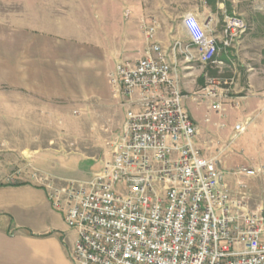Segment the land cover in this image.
<instances>
[{"label":"built area","instance_id":"1","mask_svg":"<svg viewBox=\"0 0 264 264\" xmlns=\"http://www.w3.org/2000/svg\"><path fill=\"white\" fill-rule=\"evenodd\" d=\"M181 24L183 49L201 64L216 63L220 46L227 49L247 29L225 14L218 41L192 13ZM153 31L146 27L142 56L118 60L108 75L129 106L110 157L88 179L45 184L51 206L77 232L70 257L75 264H264V204L251 208L249 186L231 188L218 156L206 157L196 144L186 96L166 51L149 41ZM218 83L210 79L203 96L216 95L209 86ZM246 127L236 123L231 139ZM229 173L264 177V164Z\"/></svg>","mask_w":264,"mask_h":264},{"label":"crops","instance_id":"2","mask_svg":"<svg viewBox=\"0 0 264 264\" xmlns=\"http://www.w3.org/2000/svg\"><path fill=\"white\" fill-rule=\"evenodd\" d=\"M117 4L116 15L121 26L117 28L119 42L115 53L126 56L129 49H138L137 58L142 56L148 42L146 27L153 26L149 41L159 43L166 51L181 90L189 92L191 83L182 76L191 73V65L201 63L194 53L188 56L184 51L187 32L182 24L174 26L170 17L192 13L220 41L222 31L215 15L216 0H202L200 5L177 4L175 0H117ZM86 40V44L78 45L55 31L0 22V264H75L70 253L77 232L67 226L63 214L47 198L45 184L48 177L56 176L43 172L36 155L30 170L29 151L25 155L22 148L18 159L17 149L12 145L38 143L45 112L55 110L53 105L60 99L70 102L77 97L98 96L104 103L115 101L108 91L107 76L97 77L93 72L94 68L100 71L102 66L100 53L108 56L114 51L92 35ZM175 41H179L181 48L173 50ZM204 92L201 87L199 93ZM183 94L185 104L189 102L188 95ZM185 107L188 111L191 108L189 113L196 122L198 147L206 157H220L223 150H217L216 143H227L236 123L228 131L216 119L205 121L199 117L191 104ZM205 113L206 109L204 116ZM260 154L257 159H264V150ZM226 157L230 162L233 160Z\"/></svg>","mask_w":264,"mask_h":264},{"label":"rangeland","instance_id":"3","mask_svg":"<svg viewBox=\"0 0 264 264\" xmlns=\"http://www.w3.org/2000/svg\"><path fill=\"white\" fill-rule=\"evenodd\" d=\"M175 1L177 4L202 3V0ZM117 8V0H0L2 23L55 31L78 45L86 44V38L92 35L109 45L108 50L112 48L114 51L108 56L100 53V71L93 70L97 77L107 76L108 91L114 102L110 99L112 103H104L98 96L77 97L70 102L60 99L53 105L55 110L45 112L38 143L12 145L17 149L18 159L22 148L26 150L25 155L29 151V168L35 155L40 158L43 172L56 176L48 177V180L58 186L64 185L65 179H88L101 169L103 161L110 157V142L120 132L129 108L120 96L121 91L110 83L108 75L119 58L134 60L140 54L138 49H129L126 56L115 53L119 42L117 28L121 26ZM225 14L241 18L246 23V32L226 52L220 46L216 63L191 65V73L182 76L191 83V88L189 92L182 90V93L188 95L189 102L185 106L191 104L205 121L216 119L220 124L224 123L222 129L231 131L234 122L247 123L246 130L233 142L229 139L221 145L220 141L216 143L219 145L217 150L223 149L217 159L219 168L224 171V181L231 188L239 182L249 186V204L255 209L264 204V177L234 176L229 172L240 165L264 164V159H257L264 150V0H216L215 15L221 31ZM170 21L178 26L181 17H170ZM212 78L219 81L216 86H209L216 95L203 96L199 93L200 88L209 85ZM198 79H203L202 83ZM217 104L219 108L215 107ZM203 108L206 109L205 116ZM209 112L216 115L210 117ZM226 156L233 157V160L228 161ZM39 175L44 176L40 172Z\"/></svg>","mask_w":264,"mask_h":264},{"label":"trees","instance_id":"4","mask_svg":"<svg viewBox=\"0 0 264 264\" xmlns=\"http://www.w3.org/2000/svg\"><path fill=\"white\" fill-rule=\"evenodd\" d=\"M210 73L212 74V73H214L213 71H210ZM199 80V82H201L202 83V81H203V79H198Z\"/></svg>","mask_w":264,"mask_h":264}]
</instances>
